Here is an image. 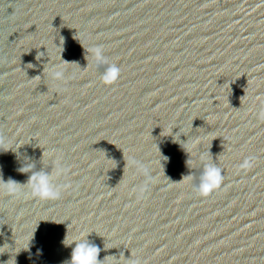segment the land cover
Segmentation results:
<instances>
[{
    "label": "water",
    "instance_id": "obj_1",
    "mask_svg": "<svg viewBox=\"0 0 264 264\" xmlns=\"http://www.w3.org/2000/svg\"><path fill=\"white\" fill-rule=\"evenodd\" d=\"M260 112L264 0H0V175L22 185L0 191V264H63L86 233L101 264H264Z\"/></svg>",
    "mask_w": 264,
    "mask_h": 264
},
{
    "label": "clouds",
    "instance_id": "obj_2",
    "mask_svg": "<svg viewBox=\"0 0 264 264\" xmlns=\"http://www.w3.org/2000/svg\"><path fill=\"white\" fill-rule=\"evenodd\" d=\"M88 52L94 61L107 62L104 55V50L101 46H94L89 49ZM120 71V68L116 64L108 63V66L101 73V79L105 83H114L119 78ZM50 77L53 80H62L64 79V70L58 69L56 66H52L50 70ZM259 117L260 119L264 120V112H260ZM179 141L180 139L177 142ZM4 142L3 136L0 135V146H2ZM243 166L251 167V160H246ZM18 171L30 173V175H28L26 184L29 186L30 192L34 197L45 200L59 197L60 193L54 188L52 183V174L50 172H33L32 165L30 164L21 166ZM62 171V168H58L57 175H59ZM222 181L223 175L221 168L215 163L211 162L210 159L208 163L203 165L200 181L195 187L200 195L207 196L219 188L222 184ZM20 186L22 185L19 182L11 178L5 181L2 178V175H0V191H5L9 194L20 195ZM87 237L88 234L86 233L77 238L70 240H66L65 238L63 240V244L65 246H71L74 244V247H72L71 250L70 258L64 261L63 264H101V260L98 259L101 248L94 243H91Z\"/></svg>",
    "mask_w": 264,
    "mask_h": 264
}]
</instances>
